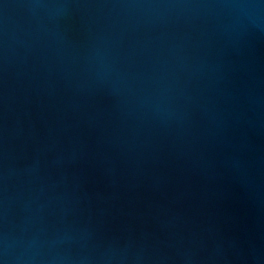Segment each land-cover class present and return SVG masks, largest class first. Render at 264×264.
I'll return each instance as SVG.
<instances>
[{
  "label": "water",
  "instance_id": "water-1",
  "mask_svg": "<svg viewBox=\"0 0 264 264\" xmlns=\"http://www.w3.org/2000/svg\"><path fill=\"white\" fill-rule=\"evenodd\" d=\"M0 264H264V0H0Z\"/></svg>",
  "mask_w": 264,
  "mask_h": 264
}]
</instances>
